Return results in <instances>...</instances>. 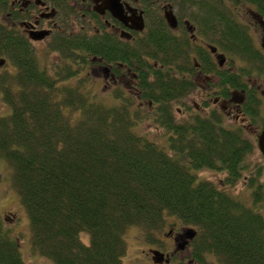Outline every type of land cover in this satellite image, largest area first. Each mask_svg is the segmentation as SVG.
<instances>
[{
  "label": "trees",
  "instance_id": "obj_1",
  "mask_svg": "<svg viewBox=\"0 0 264 264\" xmlns=\"http://www.w3.org/2000/svg\"><path fill=\"white\" fill-rule=\"evenodd\" d=\"M152 1L142 0L143 8L172 3L188 11L212 43L222 23L225 49L236 46L230 42H236L230 9L254 6L264 16V0H161L160 6ZM183 42L151 31L127 50L107 40L112 80L120 84L123 65L129 89L117 85L104 96L85 89L95 81L84 69L72 74L74 50L62 54L69 64L66 76H59L60 65L49 72L33 46L0 26V60L15 67V74L0 73L2 101L11 108L0 118V157L13 169L33 248L44 258L54 264H123L129 229L154 231L171 215L200 233L207 255H194L198 262L210 264L213 256L219 264H264L263 169L249 161L257 145L241 130L192 109L189 122L171 120L169 71L172 63L183 68L174 59L184 57ZM68 45L80 51L83 68L94 58L106 61L102 37L83 35ZM141 102H147L143 108ZM151 102L158 107L151 110ZM148 121L165 131L167 149L141 134ZM204 169L225 172L226 187L199 181L194 171ZM245 177L251 201L226 190ZM0 264H28L1 215Z\"/></svg>",
  "mask_w": 264,
  "mask_h": 264
},
{
  "label": "flooded vegetation",
  "instance_id": "obj_2",
  "mask_svg": "<svg viewBox=\"0 0 264 264\" xmlns=\"http://www.w3.org/2000/svg\"><path fill=\"white\" fill-rule=\"evenodd\" d=\"M160 1L153 0L152 3L159 5ZM108 4L107 0H0V26L33 46L39 56L44 49L47 54L56 53V50L50 49L55 47L57 41L66 40L69 44L72 40L77 45L79 37L83 35L102 37L106 61L101 63L102 60L95 58L94 66L89 67V71L97 66L107 81L115 79L113 67L107 65V40L110 41L112 35L116 37V43L123 45L124 50L140 43L150 31L155 37L161 33L167 34L172 42L178 39L191 43L193 52L186 57L187 61H184L185 57L174 59H181L192 76L181 72L174 63L169 72L172 106L179 107L176 109L184 121H190L189 111L192 109L203 117L221 122L227 128L241 130L244 139L252 141L258 147L256 150L260 151L258 142L264 131V16L260 9L244 6L229 10L234 14L230 18L234 23L230 36L236 41L230 42L236 43V46L235 49H225L222 23L216 25V42L212 43L206 33L197 31L188 11L176 8L177 26L172 27L168 24L164 4L146 9L142 6V0H120L124 11L123 21L114 16ZM140 17L144 23L143 30L136 28ZM238 23L244 29L241 34L236 33ZM78 55L79 50L76 48L69 65L72 74L78 72ZM58 57V62H52L48 70L54 72L55 66L60 65L64 75L59 76H66L64 65L69 63L64 64L60 53ZM9 65L7 62L3 68ZM120 67L119 81L124 85L123 89L128 91V72L123 65ZM177 92L180 94L178 98ZM146 103L141 102L139 106L143 108ZM254 154L249 155V161ZM247 181L248 177H245V186ZM222 186L226 187L225 184ZM163 221L162 225L150 232L133 227L141 231L146 244L143 253L147 255L148 261L136 264H204L194 258L196 254L207 255L201 251L197 228L175 216H165ZM153 252L163 254L164 259L161 255L155 257Z\"/></svg>",
  "mask_w": 264,
  "mask_h": 264
},
{
  "label": "rangeland",
  "instance_id": "obj_3",
  "mask_svg": "<svg viewBox=\"0 0 264 264\" xmlns=\"http://www.w3.org/2000/svg\"><path fill=\"white\" fill-rule=\"evenodd\" d=\"M213 45L215 46L216 44ZM42 51H40L39 53L42 60L41 64L46 68H49L52 62H58L59 57L57 53L54 52L52 54H47V51H45V49ZM7 61L8 63H10V66L0 69V73L3 74L6 71H9V73L15 74V72H13V70L15 71V67L11 65L12 63L9 59H7ZM90 66L92 67L94 65ZM88 77L91 80H97L99 82H97V84L95 83V85L92 86L93 88H91V86H84L83 88L86 87L85 89L91 90L92 93H96L98 95L105 96L107 92L112 93V90L117 85H120L121 87L124 86L120 83V81V84L117 85L115 84L117 82H114V80L112 79L107 81V78H105L102 70L97 68V66L93 68V70L91 69V72L88 73ZM1 94L2 93H0V118L6 117L11 113V108L2 101ZM71 116L73 117V119H75L77 114L74 115L72 112ZM181 119H183V117H181ZM74 121L75 120H73V122ZM147 132H149V137H152L153 141L157 140L156 143L160 147L167 149V136L163 129L158 128L152 121H148L145 122V124L141 128L142 135H145V133ZM263 158L264 156L261 154V152L259 150H256L255 154L253 155V159H251V165L261 168L262 166H264ZM201 174H203L202 177L217 185L222 186V184L224 183V174H215L209 172L207 173L204 171H201ZM261 181L264 183V171ZM226 190L230 191L235 196L241 197L244 200L248 199L251 201V191L244 186L243 181H241L234 189ZM246 204L249 205L248 202H246ZM262 213L264 214V209H262ZM0 215L3 217V219L6 220L7 226L12 230L13 235L19 239L21 253L28 264H54L53 261L44 258L37 250H34L33 248L32 228L29 215L21 201L19 192L16 191L13 186V169L10 164L2 157H0ZM133 227L129 229V232L126 236L129 238V241L126 240L128 243V252L126 257L123 259V264H136V262L143 263V261H146L148 263L147 255L143 253L146 244L143 242L141 231L139 229H133ZM82 239L85 243H89L88 234H82ZM127 257H131L130 259L132 261L130 262V259Z\"/></svg>",
  "mask_w": 264,
  "mask_h": 264
},
{
  "label": "bare ground",
  "instance_id": "obj_4",
  "mask_svg": "<svg viewBox=\"0 0 264 264\" xmlns=\"http://www.w3.org/2000/svg\"><path fill=\"white\" fill-rule=\"evenodd\" d=\"M164 6L166 7V11H169V12H172L173 13V15H174V17H175V10H176V6H174L172 3H165L164 4ZM182 13V12H181ZM192 22V21H191ZM166 24V23H165ZM169 24V23H168ZM192 24H194L193 22H192ZM195 25V24H194ZM244 32V29L242 28V26L238 23L237 24V28H236V33L237 34H241V33H243ZM116 37L114 36V35H112V39H115ZM182 45H183V48H184V57H185V60L184 61H187L186 60V57H189V56H191V54H192V52H193V50H192V45H191V43L190 44H188V43H182ZM55 47L56 48H60L61 50H59L58 51V53H60V55H61V58H63V56H62V54H66V53H68V52H70V51H72V50H76V48L75 49H73V48H71V47H69V45H68V42L66 41V40H63V41H59V43H58V41L56 42V45H55ZM175 51V49L173 48V47H170V52H174ZM177 51V50H176ZM57 53V54H58ZM73 55H74V52H73ZM81 55V53H80V51H79V55H78V59H79V67H78V72L80 71V69H84L85 70V73L87 74V76H88V73L90 72L89 71V67H91L90 65L89 66H87V67H85V68H83L82 67V65H80L81 64V61L83 60L82 59V57L80 56ZM95 59V58H94ZM94 59H92V62H93V60ZM173 62V61H172ZM191 62H192V60H191ZM94 63V62H93ZM91 65H93V64H91ZM184 66H187L185 63H184V65H183V68H181L180 70H181V72H186V75L187 76H192V73H190V70H186L185 69V67ZM175 70L176 71H178L179 73H180V70H178L177 68H175ZM173 71V70H172ZM171 71V72H172ZM170 72V71H169ZM174 72V71H173ZM93 81H95V83L96 82H99V81H97V80H93ZM75 87H78V84L77 83H75ZM151 105L153 106V107H151V110L153 109V108H157L158 107V105L159 104H153L152 102H151ZM172 105V104H171ZM171 108H172V112H173V115H172V118H171V120H172V122L173 123H176V122H179V121H182V119H181V117L179 116V111L176 109V108H179V107H177V106H171ZM180 108H182V107H180ZM145 135L147 136V137H149V132H147V133H145ZM261 152V151H260ZM205 170H207V169H204V170H200V171H194L195 172V174L197 175V177H198V179H199V181H205V180H207V179H205L204 177H202V175L203 174H201V171H204L205 172ZM209 170H211V172H209V173H215V174H218V171L217 170H214V169H209ZM208 173V172H207ZM241 181H243V180H241ZM244 182V181H243ZM244 185H245V183H244ZM162 220H163V218H161ZM143 230V229H142ZM144 231V230H143ZM127 236V235H126ZM126 240H128L129 241V238L128 237H126V239H125V241ZM126 244H127V246H128V243H127V241H126ZM127 258H131V257H127ZM132 260L130 259V262H131ZM212 264H219L215 259H212V262H211Z\"/></svg>",
  "mask_w": 264,
  "mask_h": 264
},
{
  "label": "water",
  "instance_id": "obj_5",
  "mask_svg": "<svg viewBox=\"0 0 264 264\" xmlns=\"http://www.w3.org/2000/svg\"><path fill=\"white\" fill-rule=\"evenodd\" d=\"M107 2L109 3L108 6L111 9L112 13L114 14L115 17H117L119 20L123 21V9L120 6V0H107ZM166 18L168 23L170 24V26L175 27L177 26V21L176 18L174 17L172 12L167 11L166 12ZM139 25L136 27L138 30H143L144 29V23H143V19L142 17H140L138 19ZM41 38V37H38ZM6 63V61L0 60V67L4 66ZM258 146L259 149L262 153V155L264 156V131L261 133L260 137H259V142H258ZM154 256L157 257L158 255H161L162 258L164 259V255L159 253V252H153Z\"/></svg>",
  "mask_w": 264,
  "mask_h": 264
}]
</instances>
